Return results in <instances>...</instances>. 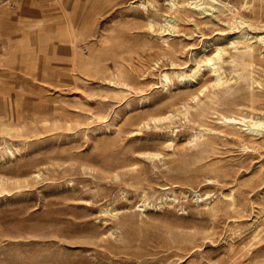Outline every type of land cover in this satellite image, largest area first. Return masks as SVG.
<instances>
[{"label":"rangeland","instance_id":"obj_1","mask_svg":"<svg viewBox=\"0 0 264 264\" xmlns=\"http://www.w3.org/2000/svg\"><path fill=\"white\" fill-rule=\"evenodd\" d=\"M45 1L70 51L0 100V264H264V0Z\"/></svg>","mask_w":264,"mask_h":264},{"label":"crops","instance_id":"obj_2","mask_svg":"<svg viewBox=\"0 0 264 264\" xmlns=\"http://www.w3.org/2000/svg\"><path fill=\"white\" fill-rule=\"evenodd\" d=\"M11 1L0 0V100L5 91L31 88L27 84L32 73L28 68L35 64L33 52L38 53L37 65L42 66V56L50 58L51 52H57V57L65 58L70 51L66 42L71 32L66 30L65 11L59 12L64 1L18 0L15 7Z\"/></svg>","mask_w":264,"mask_h":264},{"label":"bare ground","instance_id":"obj_3","mask_svg":"<svg viewBox=\"0 0 264 264\" xmlns=\"http://www.w3.org/2000/svg\"><path fill=\"white\" fill-rule=\"evenodd\" d=\"M214 2H215V0H213ZM192 3H194V7H197V6H199V4L197 3V2H195V1H192ZM226 3V2H225ZM173 5V4H172ZM194 7H192V8H194ZM198 9H203V10H205L206 8L205 7H198L196 10H198ZM222 49V48H221ZM217 51L220 53L222 50H220V49H217ZM254 52V51H253ZM216 54H218V53H216ZM220 55V54H219ZM210 61H211V59H210ZM212 64H214V63H212ZM215 69V68H214ZM217 78V80L219 81L220 80V76L217 74V76H216ZM229 121L231 120V121H234V122H237V121H235V119L234 118H229L228 119Z\"/></svg>","mask_w":264,"mask_h":264}]
</instances>
